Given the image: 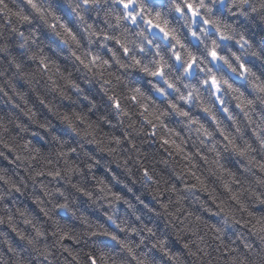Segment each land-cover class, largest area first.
I'll use <instances>...</instances> for the list:
<instances>
[{
    "label": "clouds",
    "instance_id": "9594fccd",
    "mask_svg": "<svg viewBox=\"0 0 264 264\" xmlns=\"http://www.w3.org/2000/svg\"><path fill=\"white\" fill-rule=\"evenodd\" d=\"M0 264H264V0H0Z\"/></svg>",
    "mask_w": 264,
    "mask_h": 264
}]
</instances>
